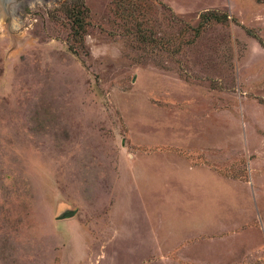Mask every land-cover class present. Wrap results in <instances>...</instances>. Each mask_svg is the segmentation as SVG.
I'll return each mask as SVG.
<instances>
[{
  "label": "rangeland",
  "instance_id": "rangeland-1",
  "mask_svg": "<svg viewBox=\"0 0 264 264\" xmlns=\"http://www.w3.org/2000/svg\"><path fill=\"white\" fill-rule=\"evenodd\" d=\"M0 264H264V0H0Z\"/></svg>",
  "mask_w": 264,
  "mask_h": 264
},
{
  "label": "trees",
  "instance_id": "trees-1",
  "mask_svg": "<svg viewBox=\"0 0 264 264\" xmlns=\"http://www.w3.org/2000/svg\"><path fill=\"white\" fill-rule=\"evenodd\" d=\"M81 14H83L82 11H78L76 13H74V25L76 26V31H77V34L79 33L80 30L84 29L85 27V24L81 18ZM212 15H217V14H212ZM221 17L219 16H213V19H217L219 20ZM226 19V17H224ZM204 20V17L202 18Z\"/></svg>",
  "mask_w": 264,
  "mask_h": 264
},
{
  "label": "water",
  "instance_id": "water-1",
  "mask_svg": "<svg viewBox=\"0 0 264 264\" xmlns=\"http://www.w3.org/2000/svg\"><path fill=\"white\" fill-rule=\"evenodd\" d=\"M76 215L75 211H68L59 217L60 220L69 219Z\"/></svg>",
  "mask_w": 264,
  "mask_h": 264
}]
</instances>
